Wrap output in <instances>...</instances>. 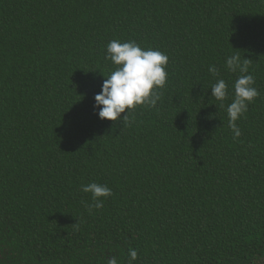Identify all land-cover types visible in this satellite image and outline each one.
<instances>
[{"label": "trees", "instance_id": "16d2710c", "mask_svg": "<svg viewBox=\"0 0 264 264\" xmlns=\"http://www.w3.org/2000/svg\"><path fill=\"white\" fill-rule=\"evenodd\" d=\"M113 39L168 56L156 107L125 127L93 107ZM233 54L259 92L237 139ZM93 182L112 195L90 211ZM130 248L264 264V0H0V264H129Z\"/></svg>", "mask_w": 264, "mask_h": 264}, {"label": "clouds", "instance_id": "9594fccd", "mask_svg": "<svg viewBox=\"0 0 264 264\" xmlns=\"http://www.w3.org/2000/svg\"><path fill=\"white\" fill-rule=\"evenodd\" d=\"M106 60L112 62L115 70L105 77L101 92L94 97V109L101 120L120 121L125 127L130 124V116L137 107L155 108L160 100L159 90L166 87L168 56L151 48L143 49L136 42L121 43L111 40L106 49ZM251 60L233 54L226 58L225 66L231 73L238 74L233 85L234 98L227 106L228 127L233 139L241 135L237 121L248 111V107L259 96L253 75L249 74ZM209 72L218 76L215 65L209 66ZM212 98L223 102L228 98V84L224 79H217L211 87ZM121 114H124L123 117ZM84 193L91 194L92 204L89 210L101 209L104 201L112 195V190L103 184L89 183L82 186ZM74 226V225H73ZM129 264L138 259L135 249H129ZM108 264H119L113 256Z\"/></svg>", "mask_w": 264, "mask_h": 264}]
</instances>
